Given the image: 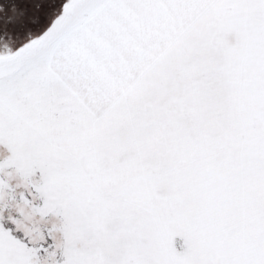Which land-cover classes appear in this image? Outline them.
<instances>
[{
    "label": "snow or ice",
    "instance_id": "6c2138e0",
    "mask_svg": "<svg viewBox=\"0 0 264 264\" xmlns=\"http://www.w3.org/2000/svg\"><path fill=\"white\" fill-rule=\"evenodd\" d=\"M0 264H264V0H0Z\"/></svg>",
    "mask_w": 264,
    "mask_h": 264
}]
</instances>
